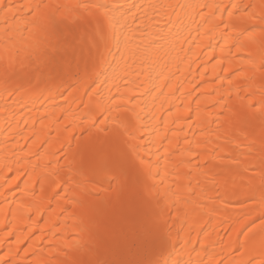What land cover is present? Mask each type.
I'll use <instances>...</instances> for the list:
<instances>
[{
	"label": "bare ground",
	"instance_id": "6f19581e",
	"mask_svg": "<svg viewBox=\"0 0 264 264\" xmlns=\"http://www.w3.org/2000/svg\"><path fill=\"white\" fill-rule=\"evenodd\" d=\"M261 65L264 0H0V264L112 259L153 221L121 258L256 264Z\"/></svg>",
	"mask_w": 264,
	"mask_h": 264
},
{
	"label": "snow or ice",
	"instance_id": "6c2138e0",
	"mask_svg": "<svg viewBox=\"0 0 264 264\" xmlns=\"http://www.w3.org/2000/svg\"><path fill=\"white\" fill-rule=\"evenodd\" d=\"M39 9V5L36 6ZM77 7H83L85 11H90L91 9H107L106 4H89V5H79ZM253 5H245L242 11H247V9L253 8ZM106 15V13L104 14ZM231 16V13H229ZM110 23L113 21L110 19ZM118 22V21H116ZM102 40L105 43L108 41V35L105 29L102 26V20L98 18L97 21V32L91 37V42L85 45L80 49L78 53L73 52L74 55L78 56L79 59H83L87 62L92 57V49L96 47L98 42ZM70 48H74L73 45L69 44ZM85 48L87 50H85ZM264 67V65H261ZM249 107H254L253 105H249ZM261 117L264 118V103H261L260 108ZM127 160L123 155H117L113 158L110 166L106 168L107 172L111 173V179L117 183L122 182V178L126 174L124 171L125 164H127ZM159 221H153L149 227L145 229V234L142 236L137 231H129L113 236L107 240L100 241V247L110 251L115 258L112 259H97L91 264H159L158 261H141L135 259H124L120 258L121 254L125 252H130L133 248L138 247L139 245L147 242V237L155 235L159 232ZM256 264H264V257H262Z\"/></svg>",
	"mask_w": 264,
	"mask_h": 264
},
{
	"label": "rangeland",
	"instance_id": "374dc122",
	"mask_svg": "<svg viewBox=\"0 0 264 264\" xmlns=\"http://www.w3.org/2000/svg\"><path fill=\"white\" fill-rule=\"evenodd\" d=\"M123 257V256H122ZM121 258V257H120Z\"/></svg>",
	"mask_w": 264,
	"mask_h": 264
}]
</instances>
